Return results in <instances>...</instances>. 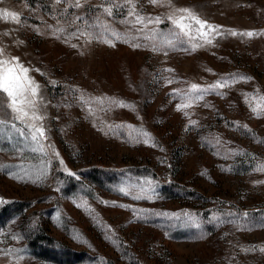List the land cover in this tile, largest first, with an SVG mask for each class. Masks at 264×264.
<instances>
[{
    "label": "rangeland",
    "instance_id": "rangeland-1",
    "mask_svg": "<svg viewBox=\"0 0 264 264\" xmlns=\"http://www.w3.org/2000/svg\"><path fill=\"white\" fill-rule=\"evenodd\" d=\"M0 60V264H264V0H0Z\"/></svg>",
    "mask_w": 264,
    "mask_h": 264
},
{
    "label": "snow or ice",
    "instance_id": "snow-or-ice-1",
    "mask_svg": "<svg viewBox=\"0 0 264 264\" xmlns=\"http://www.w3.org/2000/svg\"><path fill=\"white\" fill-rule=\"evenodd\" d=\"M59 3L60 0H57ZM160 0H150V3L157 4ZM170 3V0H169ZM79 7V3L76 4ZM109 15H111V9H105ZM175 13H179L181 15H171L168 17L172 21V23L180 29L184 35H189L190 30L192 28L191 24H186L184 21L192 20L195 24L199 25V28L196 30L199 33V37L202 38L205 43L211 44L212 40L208 39V33L204 32L203 29L207 27L210 31H215V28L211 25H207L206 21L199 19L195 13H193L188 8H177L175 9ZM129 17L133 18L130 20V23H139L142 25H147L151 23H160V17H145L137 13L134 9L129 11ZM3 16L5 19L11 17L14 21H19V15L15 12H9L4 10ZM232 35H236V32H232ZM83 35V33L81 34ZM94 35V34H93ZM119 35V34H116ZM174 35V34H172ZM246 35L252 36L253 32H247ZM175 46V45H173ZM196 45H193V49ZM166 54V53H165ZM17 59V58H13ZM8 61L0 60V91L5 93L8 97L9 103L8 107L15 114L14 119L16 121L23 122L25 126L30 130L31 140L37 144L40 143L41 139H46L45 129L42 124L38 125V121H42L44 119L43 116L39 115V106L37 102L39 85L35 83V81L31 80L30 77L27 76L28 69L23 68L19 64L15 67L8 66ZM16 68H20V74H17ZM227 86V81L217 82L216 87H224ZM191 92L195 93L197 91H203L199 89V86L196 84L191 85ZM201 96H196L195 99H200ZM180 106L178 105V108ZM255 111V109H254ZM32 121V123H28V121ZM4 123L0 121V124ZM151 183L150 181L148 182ZM123 191V189H121ZM264 251V249H262Z\"/></svg>",
    "mask_w": 264,
    "mask_h": 264
}]
</instances>
